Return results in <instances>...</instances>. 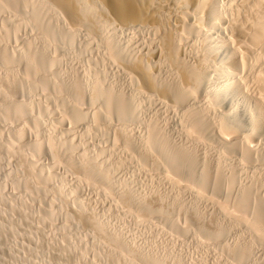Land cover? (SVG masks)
I'll list each match as a JSON object with an SVG mask.
<instances>
[{
  "label": "bare ground",
  "instance_id": "bare-ground-1",
  "mask_svg": "<svg viewBox=\"0 0 264 264\" xmlns=\"http://www.w3.org/2000/svg\"><path fill=\"white\" fill-rule=\"evenodd\" d=\"M221 1L0 0V24H3L0 27V66L10 76L15 72L20 74L18 71L22 69L25 72V78L20 75L22 79L14 76L1 78L0 98L3 95L1 101L5 100L0 103L3 113L0 112V116L3 115L5 121L11 120L12 116L23 121L13 133L21 140L26 136L28 121L34 124L37 139L25 145L26 149L32 151L29 154L31 158L28 156V166L34 172L32 175L36 181L29 180L34 190L47 193L45 187L38 186L39 180L45 176L44 169L38 167L41 164L36 159L47 150L54 157L55 166L65 160L72 168L82 170L80 173L86 174L87 182L92 183L88 176L95 177L104 184L101 186L103 189L106 186L109 192L119 190L118 195L116 193L120 198L117 203H123V206L119 205L127 208V213L137 211V215L141 216L139 219L144 216V220H149L147 214L161 215H157L156 221L160 217L159 220H163L174 234L194 232L197 243L211 244L216 248L219 246L231 259L226 260L228 264H244L256 255L257 246L264 245V0H225L226 5ZM21 26L29 27L37 33V37L32 33L22 42V48H11L4 41L10 40ZM18 33L15 37H18ZM52 47L55 54L65 55L63 53L67 51L79 55L97 54L106 67H114L117 75L124 80L126 78L127 83L130 81L131 91L107 82L109 69H96L98 60L95 55L93 59L90 58L94 61L89 65L88 72L78 73L73 78L64 77L60 71L62 69H55L60 55L49 54ZM17 67L22 69L16 71ZM3 83H6L8 91H20L28 96H31L33 89L42 88L46 103H49L48 100L51 102L52 97L53 101L57 98L60 110L63 108L57 117L63 123L66 118H71L76 124L89 122L92 113L95 120L102 121H98L101 128L104 127L103 123L108 124L104 119L108 120L114 115L115 121H118L116 125L111 123H114L115 117L109 121L110 128L114 125V141H122L124 147L133 150L134 153L129 154H132V158L136 156L135 161L138 165V162L142 164L144 171L147 165L153 171L162 169V175L156 170L157 175L154 176L157 178L160 174L159 179L162 178L161 181L167 182L164 184H170L176 190L175 196L171 197L172 202L166 200L161 191H154L153 195L148 191V195L138 193L129 185L121 184L118 187L115 177L103 167V161H99L103 150L94 155L85 151L77 153L68 140H58L55 135L42 138L45 132L40 129L52 108L47 110V106L44 109L42 106L40 114L33 115L35 108L32 100H24L25 95L17 100L13 93V98L5 94L7 88H3ZM48 91L57 92V97ZM139 99H148V102L155 99L158 107L180 115L175 122L183 139L174 138L158 120L161 117L143 115ZM84 101H88L94 109H84ZM102 107L107 114L101 110ZM98 123H94L95 126ZM132 123H139V127L136 125L141 128L139 132H135L136 128H133L135 131L131 129ZM8 127L7 131L11 125ZM200 145L205 147H202L203 151ZM12 146H16L15 143ZM24 152L22 155L26 154ZM65 161L63 163L66 165ZM247 167L248 175L245 174ZM250 168L255 170L251 171ZM55 175V172H50L46 178L54 179ZM83 178L80 180L86 181ZM116 187L118 190H115ZM59 188L64 193L61 184ZM186 195L195 200L194 205L185 204ZM117 197L114 198L117 200ZM202 204L211 208L210 214L208 210H201ZM133 207L135 210L130 209ZM84 212L85 208H82L81 213ZM179 212L186 219L183 226L177 220L180 215L176 214ZM216 216H221L226 223L218 221ZM96 217L92 216L88 221L96 226V231L100 229L98 231L106 234L112 244L118 246L120 250L117 252H114L117 247L110 246V253L117 254L119 262L168 264L165 252L155 255L151 250L141 251L135 243L126 242L120 231L113 233V228L107 222ZM241 227L248 231L250 237H242L239 232ZM232 232L235 238L225 241V237ZM134 254L137 259L131 258ZM176 264L185 262L179 260Z\"/></svg>",
  "mask_w": 264,
  "mask_h": 264
},
{
  "label": "rangeland",
  "instance_id": "rangeland-1",
  "mask_svg": "<svg viewBox=\"0 0 264 264\" xmlns=\"http://www.w3.org/2000/svg\"><path fill=\"white\" fill-rule=\"evenodd\" d=\"M226 1H229V0H226ZM221 2L222 4L224 3V5L227 4L225 0H222ZM0 27H3V24H0ZM19 30H18L19 33L16 32V34L18 33L17 35L18 37H15L16 35L15 34L14 36H11L13 38L10 37V40L8 39L9 41L8 40L4 41L5 43L8 42L7 44L10 45L11 48H22L23 46L22 42L24 43V40L26 38L31 37L33 34H34L33 36L37 37V33L32 32L29 29V27L21 26ZM1 33L2 31L0 32V34ZM52 49H50L52 53L49 51L50 52L49 54L51 55L55 54L54 49L53 50ZM62 51L63 50H61V52ZM70 53H68L67 51V53H63L65 55L55 54V55H60L59 57L60 61L56 65L55 69L57 70L62 69L60 70L61 73L63 74L64 77H67V78L69 77L73 78L78 73L83 74L84 72H88L89 65H92V61H94L92 59L94 57L97 58L96 56L97 54L96 55L95 54H80L79 55V54H70ZM62 56H65V57H62ZM83 57L85 60L83 59ZM90 58L92 59L90 60ZM97 60L99 64L97 63L96 65L98 67L95 66L96 69H100L102 71L109 69L107 70L109 72L107 73L108 76L106 79L107 80L109 79V81L107 82H110V83L113 82L112 84L116 83L115 84L116 86L118 85V87H122L123 89L125 88L124 89L125 91L126 90L131 91L132 88L130 87H132V85H130L129 80H128V83H129L128 84L126 81V78L124 80L123 77L121 78L120 75H117V70L114 67L113 68L106 67L103 61H101L98 58ZM2 68H3V71H2ZM0 69H1L0 70L1 71L0 80L1 78L6 79L10 76V73L4 72L5 71L4 67H1ZM17 69L19 70L22 68L17 67L16 71H18ZM22 71L23 69L18 71L19 73L21 72L20 74H16L17 72H15V75H11V76L12 77L14 76V78L16 77V78L22 79L21 76L23 77L25 76L24 75L25 72H22ZM3 86H2L3 88L5 89L7 88L6 91H4L5 89L3 90L4 92H6L5 94H9L11 96V94L13 93L12 95L14 96L15 99L17 97V100H19L20 97H23V95H25V93L22 94V92L20 91H15V90L8 91V87L6 83ZM8 92H11V93H8ZM17 92L18 94L20 93V95H18ZM48 92L53 95L55 94V96L57 97L56 95L57 92L55 93L54 92L52 93L50 91ZM43 93L44 92L42 88L33 89V91L31 92V96L30 94L29 96L28 94H26L25 96L27 98L25 96L23 98L24 100H28V98L32 100V103L34 106L33 109L35 108L36 110V111L35 110L32 111L33 115L35 114L36 116H38V114H40L39 111L46 108L45 106L48 107L47 110L49 108L50 109L52 108L51 110H49L51 113L50 116L46 115L48 118L47 119L45 118V122H44L45 126L43 125L42 126L43 128L41 127L40 129V130L43 129L41 132H45L48 136L47 135L45 136V133H44V135H42L43 136L42 138L55 135L54 137L55 138L57 137L58 140H62V141L68 140L67 142L72 143L74 147V151L77 153L78 152L81 153L85 151V152H88L94 155L93 153L103 150L101 151L103 152V154L100 153L99 155L101 158L98 157L99 161L102 160L103 162L101 161L100 162L103 163V167L109 170L110 173L115 177V182L116 181L118 182L117 183L118 187L122 185L123 186L129 185L128 187L133 188L140 194H148L150 192L149 193L150 195H151V192L153 195L154 191H157L159 193L161 191L162 195H164V197H167L166 200H169L172 202L171 199L173 198L171 197L175 196L174 193H176V190L174 191V188L170 187V184H164L167 182L161 181L162 180L161 177H160L161 180L159 179L158 176L160 174L161 175L163 174L162 173L163 171H161L162 169L161 170L154 169V171L157 170L160 173L158 174L156 178L157 171L154 172L152 170L153 168L150 165L149 166L147 165V167H149L151 170L146 167L148 171L146 169L144 171L142 164L138 162L141 165L140 166L137 164V161H135L137 160V159H134L136 158V156L132 158L131 157L132 154H129V153H132L133 150L131 149L132 151H130L129 148H126V146L124 147L125 144L122 141H119V140L114 141L116 139H114L115 138L114 133H112L113 132L112 127L114 126L112 124H115V122L116 123L118 122V121H115L116 117L114 115L111 116V117H115L114 123L113 121H111L112 129L109 127L110 126L109 121L111 117L108 120L104 119V122L107 124V121H108L109 125L108 124L105 125L103 123L102 126L104 127H101L102 128L101 129L100 128L101 124L98 123V121L100 122L101 120L100 119L98 121L95 120L92 113L90 114V116L91 118L93 117L92 118L93 120L91 118L90 119L88 118L89 122L85 121L83 124H76L74 121L71 120V118H69L71 121L68 120V118H66L63 123V122H60L57 117V115L63 111V108H62V111L60 110L61 109L60 108L61 105L59 106L60 101L57 100V98L54 96L56 98V99L54 98L55 99L54 101H56L57 106L55 102L53 101V97H52L51 102L50 100H48L49 103H46L47 98L45 97ZM2 96L0 98V103H2L5 100L4 98V100L1 101L4 97ZM13 96L11 97L13 98ZM58 96H59V92H58ZM154 100L155 99H153L152 101L149 100V102H148V99L147 100L145 99V101L144 99L140 100L141 101L140 106H142L140 108H142L143 109L142 112H144L142 114L147 117L150 115L153 116V114L155 116L157 115L156 118L161 117L160 119L158 118V120L159 121L161 120L163 125H165L166 128H168V130L170 131V134L172 133L171 135H173L174 138L180 139L181 135L179 134V130L177 129L178 125L175 122L178 116L180 117V115L176 116L177 113L168 112L167 110H163V108L158 107L159 105L157 102L155 104ZM82 105L80 106H82L84 109H91V107H93V106H90V103L88 101H84ZM102 109L105 110V108L103 107L101 108V110ZM152 109L154 112L151 111ZM55 110H57L58 112ZM105 111L107 114V110ZM105 111L103 112L105 113ZM0 112L2 113L1 109H0ZM2 116H0V131H1V137H2L0 142H3L4 144L0 145V264H125L124 262H121V261H120L121 263L119 262L117 254L110 253V250L114 247H117L115 248L117 250L114 251L115 250L114 249L113 251L117 252L119 249L118 246L117 245L115 246V244H112L111 242L112 240L110 238H107L106 234L98 231L100 229H97L96 231L95 225L90 224L91 221L89 222L88 220L90 219V217L92 218V216L93 217L97 216L96 218L98 217H99L98 219L101 218L102 222L103 221L105 223L107 222L106 224H109L113 228V231H114L113 233H118L120 231L119 233L124 235L123 239L126 242H129V243L132 242L133 244L135 243V246L140 248L141 251L151 250L155 255L165 252L168 255V264H172L171 262H173V264H176L177 261L179 262V260L181 261L183 260L185 264H228L229 262L227 263V261L231 260L227 256V254L224 253L225 251L222 250L219 246L216 248V246L214 245L211 246V244L201 245L200 243H197L198 242L196 241L197 236L196 234L194 235V232L184 234V235H181V234L179 235L177 233H176L177 235L174 234L175 232L171 231V229L163 223V220H159L160 217L158 221H156L158 217L157 215L159 214H149V215L147 214L146 217L149 220L146 219L147 220L146 222V220H144V216L139 219V217L141 216L137 215L138 214L137 211H134L135 213H133V211L132 213L131 212L129 213L128 211L127 213V211L125 210L127 208L125 209L121 208V205L123 203L121 204L119 202L121 205L117 203L119 201L118 199H120L118 198L119 196L117 197L119 193L118 187H116L115 189V190H118V192L112 191V190H110L109 192L107 191L106 186H105L106 188L104 187L105 189L104 191V189L102 188L104 184H102L101 182L99 183L98 179L95 177L89 178L88 176L87 178L90 179L92 183H90L89 181L87 182V179L85 178L86 174L80 173L82 170L79 169L78 171L76 167L72 168L64 160V158L62 159L66 162V165L65 163H63L64 161H62L61 162L62 164H57L58 166L57 165L55 166V163H54L55 160L53 159L54 157L47 150H44L42 152L43 155L41 154L39 158H36V159H38L39 163L41 164V165L38 164L40 165L38 167L40 168L42 166V169H44L43 176H45V178L42 177V179L39 180L41 184L39 183L38 186L45 187L47 189L48 194L40 190H39L40 192H37L38 189L34 190L35 187L31 185L32 184L30 183L31 181L29 182L30 179L36 181L34 175H32L34 173L33 169L31 170V167L28 166L30 165L28 161L31 158V155L29 154H31L30 152L32 151L26 149L27 146L25 148V145H27L28 143H32L33 141H35V139H37L34 124L31 121H28L29 123V125H27L28 134L26 133L25 134L26 136H24L21 140V138H19L17 134H16L17 136L16 137L15 135H13V133L15 134V132L17 131V126H19L18 129L21 127V125L23 124V121L19 120V118L17 117L15 118L14 116H12L11 120L10 119L6 120L8 125L7 124L5 125L6 121H5V118H2ZM94 121H96L98 125L96 124L95 126L94 123L96 122ZM10 122L13 123V125ZM21 122L22 124H20ZM2 124H3V127H2ZM132 124H131L132 126L131 129L136 128L138 131L136 129H133V130L134 131L136 130L135 131L136 133L139 132V130L141 129V128H138L140 126L139 123L138 125L137 124L132 125ZM10 125H11V129L13 128L12 130L10 129L12 132L10 130L7 131V128H6L9 126L8 127L9 129ZM136 125L138 127H136ZM14 128H15V131H14ZM181 138L183 139V137ZM13 143H15L16 146L17 145L19 146L20 144L21 145L19 146V148L17 146V150H15L16 146H12ZM7 146L10 148V150L8 149ZM76 147H77V150L75 149ZM202 147L203 148L205 147L204 146L200 147V150L203 151L204 149H202ZM20 148L22 149L21 153H20ZM125 148L126 150L124 151L123 149ZM11 149L17 152H14ZM128 149L130 152L127 151ZM23 150L26 152L25 154L26 159H28V156H30V158L27 161L24 158L25 155L24 154H23L24 156L22 155V153L24 152ZM48 153L50 154V156ZM67 164L70 167L69 171L72 168V170L74 169V171L77 170L76 172L78 174H76V172L72 170L69 173V171L67 170L68 169ZM248 168L249 167H247L246 169L247 173L245 172V174L247 175L249 171ZM252 169L255 170L254 168H250L251 171ZM49 171L55 172L56 174L55 177L57 176L59 180L57 179V177L56 179L55 177L54 179H47L46 177L50 173ZM251 173L252 172H250L249 174L251 175ZM154 174L156 175L154 176ZM78 176L84 177L86 181L80 180L81 177L79 178ZM60 184L65 190L64 191L65 194L61 192V189L59 188ZM93 185H96V186H93ZM73 190L74 192H72ZM107 192H109L108 193L109 196L107 195ZM112 192L115 195L111 194ZM110 195H113L112 196L113 198H111ZM114 197L115 198L117 197V200ZM184 200H185V204L189 206L192 204L194 205L195 203V200L189 195H186L184 197ZM206 206L207 205L202 204V207L200 206V208L201 210L203 209L202 211L204 212H207L208 210L207 213L210 214L211 208L208 206L207 208ZM82 208H85V212L87 214L85 212H84L85 214L81 213ZM130 209L135 210V208L134 209L130 208ZM87 215L88 217L90 216L89 219ZM176 215H180V217L179 216L178 218L176 217L178 222L182 226L185 225L186 219L185 217H183L184 215L180 212ZM84 216L85 218L83 219L82 217ZM217 217L218 216H216V218ZM220 217L221 216L218 217V221H221V223L225 222ZM142 219L145 221L146 224L144 223V221H141ZM148 221H152L150 222L151 224ZM162 223L164 225H162ZM241 228H239V232L242 233L241 234L242 237L244 239L245 237L246 238L250 237L248 231L245 229L247 231L246 232L244 228L242 229L244 231H242ZM168 229L172 233H170ZM233 232L230 233L231 235L229 234L227 237H225L224 240L232 241L235 238L234 233H237V232H234V233ZM108 239H110V241H108ZM110 246L111 247L113 246V247L111 248ZM257 247L259 248H257L256 251L258 252V250L261 249L260 252L257 253L255 251L256 253V255L254 254L255 258L253 257L250 261L244 264H264V260H263L264 259V245H258ZM227 257L228 259H226ZM131 258L137 259L136 254L132 255ZM230 264L232 263L230 262Z\"/></svg>",
  "mask_w": 264,
  "mask_h": 264
}]
</instances>
